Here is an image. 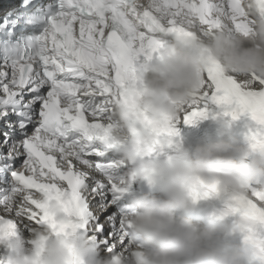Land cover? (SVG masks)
I'll return each instance as SVG.
<instances>
[{
    "label": "snow or ice",
    "instance_id": "6c2138e0",
    "mask_svg": "<svg viewBox=\"0 0 264 264\" xmlns=\"http://www.w3.org/2000/svg\"><path fill=\"white\" fill-rule=\"evenodd\" d=\"M42 12L33 0H20L0 18V237L45 223L56 230L60 213L68 218L64 235L86 232L108 247L116 232L106 194L120 190L105 142L134 63L156 52L164 33L190 35L185 24L211 29L227 20L241 30L249 17L243 0H58L54 14L45 19ZM42 21L38 34L34 27L23 34ZM212 104L233 118L247 114L252 147H264V78H233L210 62L178 115L202 118ZM172 120L155 124L154 133L173 136ZM227 203L252 225H264V190ZM249 232L264 248V236L252 226Z\"/></svg>",
    "mask_w": 264,
    "mask_h": 264
},
{
    "label": "clouds",
    "instance_id": "9594fccd",
    "mask_svg": "<svg viewBox=\"0 0 264 264\" xmlns=\"http://www.w3.org/2000/svg\"><path fill=\"white\" fill-rule=\"evenodd\" d=\"M243 3L247 27L238 30L226 20L211 29L185 24L190 35L166 32L162 46L137 59L119 89L123 96L114 100L105 142L122 169L114 182L121 194L139 182L148 191L131 194L117 213L112 243L101 247L82 231L64 235L60 226L68 218L57 213L56 230L45 223L0 237V264H264V248L249 232L247 217L226 223L228 208L202 223L190 218L209 186L230 198L246 196L252 181L264 175V147L246 149L225 137L169 154L171 137L153 131L160 121L177 117L199 91L210 62L233 78H264V0ZM236 234L240 243L231 241Z\"/></svg>",
    "mask_w": 264,
    "mask_h": 264
},
{
    "label": "bare ground",
    "instance_id": "6f19581e",
    "mask_svg": "<svg viewBox=\"0 0 264 264\" xmlns=\"http://www.w3.org/2000/svg\"><path fill=\"white\" fill-rule=\"evenodd\" d=\"M6 4L4 2H0V8L5 6ZM29 134H31V132H29ZM18 137V133L15 134ZM0 139H2V136H0ZM22 162V158H18L16 164L14 165V167L19 166V164ZM110 171V176L111 179L113 180V182L115 181L116 177L119 176L120 172L122 171V169L119 166L113 167L112 169L109 170ZM3 184H0V187H3ZM133 189V186L132 188ZM130 189V190H131ZM250 189H256V190H264V175L262 176H258L256 177L252 183L250 184ZM226 196H228L230 198V195L227 192L222 193ZM125 197V194H120V195H113L112 192H108L106 194V198L107 200L111 201V203H114L116 200L119 199H123ZM228 203L226 204H211L209 206H207L204 210H203V215L205 217V220L208 219V217L210 216V214H214V213H218L224 209H228ZM240 214L238 212H233L232 210H230L229 214L225 217V222L226 223H231L237 219H239ZM118 217L115 219V225H114V231L117 233L118 231ZM254 230L260 235V236H264V225H251ZM242 239V235L241 234H236L233 237H231V241L233 243H240ZM5 254V249L0 246V259L3 258Z\"/></svg>",
    "mask_w": 264,
    "mask_h": 264
}]
</instances>
